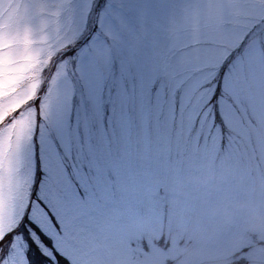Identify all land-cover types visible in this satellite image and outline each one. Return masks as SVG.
I'll return each instance as SVG.
<instances>
[{
	"label": "rangeland",
	"instance_id": "374dc122",
	"mask_svg": "<svg viewBox=\"0 0 264 264\" xmlns=\"http://www.w3.org/2000/svg\"><path fill=\"white\" fill-rule=\"evenodd\" d=\"M262 19L0 0V264H264Z\"/></svg>",
	"mask_w": 264,
	"mask_h": 264
},
{
	"label": "trees",
	"instance_id": "16d2710c",
	"mask_svg": "<svg viewBox=\"0 0 264 264\" xmlns=\"http://www.w3.org/2000/svg\"><path fill=\"white\" fill-rule=\"evenodd\" d=\"M245 40L246 39H244L242 41V43H244ZM237 49H239V48H237ZM30 260H31V264H46V263H44V260H42V258L40 257V255L37 253L35 246L32 249ZM236 264H244V259L243 258H240L239 259V262L236 263Z\"/></svg>",
	"mask_w": 264,
	"mask_h": 264
}]
</instances>
